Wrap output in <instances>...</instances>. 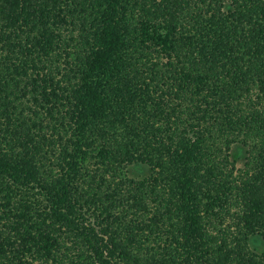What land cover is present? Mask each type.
<instances>
[{
  "label": "trees",
  "instance_id": "obj_1",
  "mask_svg": "<svg viewBox=\"0 0 264 264\" xmlns=\"http://www.w3.org/2000/svg\"><path fill=\"white\" fill-rule=\"evenodd\" d=\"M0 264H264V0H0Z\"/></svg>",
  "mask_w": 264,
  "mask_h": 264
},
{
  "label": "rangeland",
  "instance_id": "obj_2",
  "mask_svg": "<svg viewBox=\"0 0 264 264\" xmlns=\"http://www.w3.org/2000/svg\"><path fill=\"white\" fill-rule=\"evenodd\" d=\"M233 159L236 160V164L238 167H241L243 165V154H242V151L240 149L234 150ZM145 170L146 169L144 167H142L141 169L138 170L137 173H144ZM261 246H263V245H261Z\"/></svg>",
  "mask_w": 264,
  "mask_h": 264
}]
</instances>
